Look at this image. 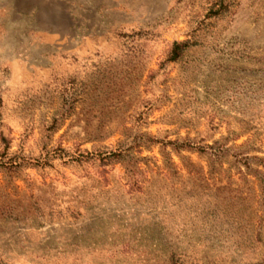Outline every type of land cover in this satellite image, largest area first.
Returning a JSON list of instances; mask_svg holds the SVG:
<instances>
[{"label": "rangeland", "instance_id": "obj_1", "mask_svg": "<svg viewBox=\"0 0 264 264\" xmlns=\"http://www.w3.org/2000/svg\"><path fill=\"white\" fill-rule=\"evenodd\" d=\"M0 264H264V0H0Z\"/></svg>", "mask_w": 264, "mask_h": 264}, {"label": "trees", "instance_id": "obj_2", "mask_svg": "<svg viewBox=\"0 0 264 264\" xmlns=\"http://www.w3.org/2000/svg\"><path fill=\"white\" fill-rule=\"evenodd\" d=\"M217 13V12H215ZM213 13V14H215ZM187 46V42L184 41V42H177V41H174L173 42V45H172V49H171V55L169 57L170 60H174L176 59L180 52Z\"/></svg>", "mask_w": 264, "mask_h": 264}]
</instances>
